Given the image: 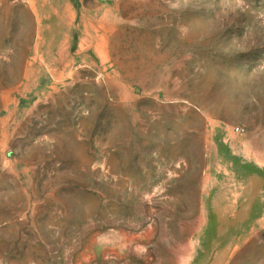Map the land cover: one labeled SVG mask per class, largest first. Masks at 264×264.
<instances>
[{"label": "rangeland", "instance_id": "374dc122", "mask_svg": "<svg viewBox=\"0 0 264 264\" xmlns=\"http://www.w3.org/2000/svg\"><path fill=\"white\" fill-rule=\"evenodd\" d=\"M0 264H264V0H0Z\"/></svg>", "mask_w": 264, "mask_h": 264}, {"label": "built area", "instance_id": "2783aa9c", "mask_svg": "<svg viewBox=\"0 0 264 264\" xmlns=\"http://www.w3.org/2000/svg\"><path fill=\"white\" fill-rule=\"evenodd\" d=\"M234 130H235L236 132H238V133L243 131L242 129H240V128L237 127V126L234 128Z\"/></svg>", "mask_w": 264, "mask_h": 264}]
</instances>
